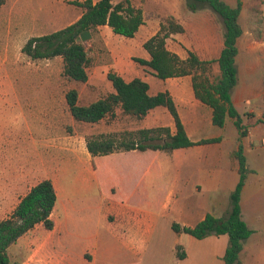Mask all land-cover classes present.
<instances>
[{
  "label": "crops",
  "instance_id": "crops-1",
  "mask_svg": "<svg viewBox=\"0 0 264 264\" xmlns=\"http://www.w3.org/2000/svg\"><path fill=\"white\" fill-rule=\"evenodd\" d=\"M174 19L183 32L166 40L170 52L182 60L188 52L201 61L219 57L222 30L211 11ZM239 24L242 35L236 43L237 84L231 101L246 127L244 137L234 125L225 132L229 117L222 128L212 124V110L195 98L190 76L160 80L150 68L140 65L135 77L118 70L114 73L125 81H145L150 96L168 92L192 142L218 141L170 153L127 151L92 157L86 149L89 134L67 135L61 123L66 114L65 97L61 111L53 105L52 96L42 95L36 100L32 92L23 130L0 134V220L8 218L29 190L43 180L52 183L56 203L50 214L51 230L37 224L8 247L11 264H224L227 235L198 240L173 232L171 224L193 227L207 214L216 218L228 214L229 196L238 181L239 146L248 169L240 195L241 217L252 231L239 261L264 264V103L258 110L252 105L264 98L260 95L261 79L256 78V73L264 70V14L253 18L250 30L244 29L240 16ZM159 27L160 21L151 25L144 39ZM142 44L138 58L148 61ZM211 74H218L217 64ZM113 125L114 121L94 134L114 132ZM130 125V130L168 127L171 134L175 132L173 119L164 107L132 119ZM252 152L255 165L250 167L248 156ZM150 246L157 251L142 258ZM177 246L185 253L182 260L176 257Z\"/></svg>",
  "mask_w": 264,
  "mask_h": 264
},
{
  "label": "trees",
  "instance_id": "trees-1",
  "mask_svg": "<svg viewBox=\"0 0 264 264\" xmlns=\"http://www.w3.org/2000/svg\"><path fill=\"white\" fill-rule=\"evenodd\" d=\"M6 0H0V6ZM83 0L74 2L83 11L81 16L68 26L46 35L30 37L21 52L29 60H49L60 57L62 76L69 81L85 83L88 79L87 69L91 63L85 43L102 27L110 28L114 35L131 39L139 27L144 24L140 8H135L131 0ZM189 11L210 10L219 20L222 30L223 47L216 60L201 61L193 52H188L186 59H180L166 47V40L172 34L182 33L183 28L170 16L160 23L159 30L142 44L149 60L134 58L133 61L146 66L153 75L165 80L168 78L190 76L194 96L212 110V124L222 128L226 117L233 119V125L240 136L246 135V127L231 101V93L237 84V40L242 35L239 24L241 2L230 6L224 0H186ZM217 64L218 74L212 76V66ZM113 89L103 98L87 105L78 103V92L69 89L65 101L72 119L78 123L97 124L107 116H113L116 109L124 116L134 119L143 118L150 110L164 107L171 115L175 132L171 134L168 127L137 129L121 133L91 134L85 137L86 149L92 157H102L111 153L127 151H163L170 153L175 149L194 145L217 142L218 139H204L192 142L185 133L174 102L168 92L154 96L148 93V84L140 78L125 81L114 72L106 75ZM238 160V181L230 193V210L225 217L216 218L207 214L193 227L171 224L175 233H185L201 240L208 236L227 235L228 244L222 258L224 264H241L240 253L245 240L252 231L242 220L240 195L248 173L242 147L236 152ZM56 203V194L52 183L43 180L33 186L20 200L14 211L4 220H0V264H11L7 249L20 236L37 224L51 230L53 222L50 214ZM177 246L178 260L185 258V253Z\"/></svg>",
  "mask_w": 264,
  "mask_h": 264
},
{
  "label": "rangeland",
  "instance_id": "rangeland-1",
  "mask_svg": "<svg viewBox=\"0 0 264 264\" xmlns=\"http://www.w3.org/2000/svg\"><path fill=\"white\" fill-rule=\"evenodd\" d=\"M80 1L83 0H6L0 6V134L23 130L25 117L30 114L33 91L36 100L42 95L52 96L55 99L53 105L61 111L65 93L69 89L77 90L80 105L105 97L113 90L106 78L108 72L118 70L130 74V78L138 75L140 65L133 59L139 57L140 45L145 41L144 37L151 25H156L159 21L162 23L170 16L181 20L195 13L188 10L186 0H131L135 8L142 10L145 25L131 39L114 35L106 26L99 28L85 43L91 60L87 69L88 79L85 83H78L62 76L60 57L31 61L22 54L21 49L30 37L49 34L76 21L83 10L74 5V2ZM118 1L112 2L116 4ZM227 1L233 6L237 3V0ZM241 1L243 10L240 20L244 29L250 30L253 18L264 14V0ZM204 10L210 12L208 9ZM261 67L264 68V64ZM256 76L261 79L260 95L264 96V70H260ZM263 100L259 104H252L253 107L260 109ZM243 116H247V113ZM132 119L134 118L126 117L116 109L113 116L106 117L98 124H82L72 120L67 106L65 116L60 118L67 135L80 132L91 135L106 130L108 125H112V121L115 131L111 133L133 131L129 129ZM231 128L234 129L230 119L225 132L229 133ZM253 154L252 152L248 156L250 167L255 165ZM157 249L147 247L142 258Z\"/></svg>",
  "mask_w": 264,
  "mask_h": 264
}]
</instances>
